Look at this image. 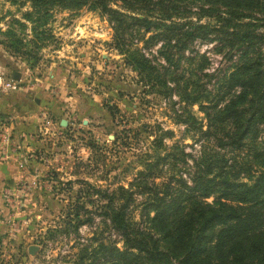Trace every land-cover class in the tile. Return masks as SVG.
Here are the masks:
<instances>
[{
  "label": "trees",
  "instance_id": "obj_1",
  "mask_svg": "<svg viewBox=\"0 0 264 264\" xmlns=\"http://www.w3.org/2000/svg\"><path fill=\"white\" fill-rule=\"evenodd\" d=\"M25 1L30 48H24L21 32L8 27L0 34L11 52L34 60L50 36L46 21L53 11L97 10L111 31L110 48L123 56L139 83L198 104L203 119L189 111L173 118L186 132L197 133L193 143L199 153L190 164L185 159L190 155L177 150L144 163L126 188L81 182L61 224L44 234L50 239L73 234L75 251L67 264H264V149L245 142L253 143L264 126V0ZM195 42L213 43L227 60L234 57L231 70L216 76L211 89L204 83L168 87V67L181 58L196 57L197 68H203L206 58L192 50ZM156 54L167 67L152 64ZM165 158L171 162L164 168ZM164 170L165 181L154 183ZM133 195L142 197L140 225L129 213ZM94 217L102 223V238L92 231L80 242L79 228Z\"/></svg>",
  "mask_w": 264,
  "mask_h": 264
},
{
  "label": "rangeland",
  "instance_id": "obj_2",
  "mask_svg": "<svg viewBox=\"0 0 264 264\" xmlns=\"http://www.w3.org/2000/svg\"><path fill=\"white\" fill-rule=\"evenodd\" d=\"M23 1L0 0V32L13 27L28 49L29 24L23 16L30 9ZM13 20L24 25L22 30ZM46 22L50 36L34 60L5 48L8 39L0 34V163L9 166L0 184V264H67L75 251L73 234L53 239L44 234L61 224L82 181L100 189L126 188L146 162L182 150L190 164L199 153L193 143L197 133L173 119L189 111L203 122L198 104L181 101L173 90L164 95L162 88L142 86L123 56L110 48L111 31L97 10H56ZM213 47L195 42L192 50L206 58L203 68H197L196 57L181 58L169 65L172 79L166 85L189 89L204 83L211 89L235 60ZM154 56L157 69L167 67ZM245 142L264 149V126L253 143ZM170 162L165 158L161 165ZM164 172L154 183L165 181L169 171ZM133 199L131 221L140 225L142 197ZM84 207L91 209L88 202ZM92 231L102 238L99 217L79 228L78 240L86 242ZM31 245L36 248L29 254Z\"/></svg>",
  "mask_w": 264,
  "mask_h": 264
},
{
  "label": "crops",
  "instance_id": "obj_3",
  "mask_svg": "<svg viewBox=\"0 0 264 264\" xmlns=\"http://www.w3.org/2000/svg\"><path fill=\"white\" fill-rule=\"evenodd\" d=\"M17 131H19V129L17 128ZM9 170V166L3 163H0V184L2 183V177L4 176L5 172H8Z\"/></svg>",
  "mask_w": 264,
  "mask_h": 264
},
{
  "label": "water",
  "instance_id": "obj_4",
  "mask_svg": "<svg viewBox=\"0 0 264 264\" xmlns=\"http://www.w3.org/2000/svg\"><path fill=\"white\" fill-rule=\"evenodd\" d=\"M35 248H36L35 246H32V245H31V246L28 247L27 252H28L29 254H32Z\"/></svg>",
  "mask_w": 264,
  "mask_h": 264
}]
</instances>
